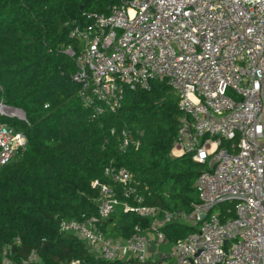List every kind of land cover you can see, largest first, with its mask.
Wrapping results in <instances>:
<instances>
[{
	"label": "built area",
	"instance_id": "built-area-1",
	"mask_svg": "<svg viewBox=\"0 0 264 264\" xmlns=\"http://www.w3.org/2000/svg\"><path fill=\"white\" fill-rule=\"evenodd\" d=\"M85 19L69 29L64 49L82 104L92 118L115 113L126 88L149 90L165 81L183 111L170 155L190 154L203 166L195 180L199 203L189 214L164 213L158 221L156 207L140 205L141 198L136 206L122 203L114 188L101 185L97 214L62 220L59 231L78 236L111 264H264V0H118L108 14ZM117 140L121 154L139 146L125 130ZM25 143L21 131L0 124V166ZM104 173L125 196L134 192L125 167ZM223 203L221 213L216 207ZM120 205L153 219L158 246L166 241L164 223L197 224L205 216L155 260L138 226L126 239L99 230ZM25 263L38 264L34 252Z\"/></svg>",
	"mask_w": 264,
	"mask_h": 264
},
{
	"label": "trees",
	"instance_id": "trees-1",
	"mask_svg": "<svg viewBox=\"0 0 264 264\" xmlns=\"http://www.w3.org/2000/svg\"><path fill=\"white\" fill-rule=\"evenodd\" d=\"M117 2L0 0V103L25 116L0 115V124L26 138L0 166V264L5 258L24 264L31 252L38 264H111L78 236L59 231L62 220L97 214L101 185L130 206L141 198L140 205L156 207L160 218L189 214L199 203L195 180L203 166L190 154L170 155L183 111L165 81H153L149 90L126 88L115 113L93 118L77 95L76 67L64 52L69 29L87 13L108 14ZM123 130L139 146L121 154L117 137ZM113 165L131 172L132 194L125 196L122 185L105 175ZM227 206L216 209L223 213ZM152 221L120 205L97 226L109 238L126 239L135 226L144 235L152 231ZM196 227L172 221L159 230L172 245Z\"/></svg>",
	"mask_w": 264,
	"mask_h": 264
},
{
	"label": "crops",
	"instance_id": "crops-1",
	"mask_svg": "<svg viewBox=\"0 0 264 264\" xmlns=\"http://www.w3.org/2000/svg\"><path fill=\"white\" fill-rule=\"evenodd\" d=\"M145 235L148 239L149 253L151 257L155 260L166 258L168 256V251L161 249V246L157 245L155 233L153 231L147 230Z\"/></svg>",
	"mask_w": 264,
	"mask_h": 264
},
{
	"label": "rangeland",
	"instance_id": "rangeland-1",
	"mask_svg": "<svg viewBox=\"0 0 264 264\" xmlns=\"http://www.w3.org/2000/svg\"><path fill=\"white\" fill-rule=\"evenodd\" d=\"M2 108L8 109V110H1ZM0 115L6 116V117H11L15 119H21L23 117V113H21L19 110L14 109L13 107H7V106H0ZM158 221L160 220V216L156 218ZM171 244L168 242H164L161 244V249L168 251V253L171 250ZM25 264H30V263H25Z\"/></svg>",
	"mask_w": 264,
	"mask_h": 264
},
{
	"label": "water",
	"instance_id": "water-1",
	"mask_svg": "<svg viewBox=\"0 0 264 264\" xmlns=\"http://www.w3.org/2000/svg\"><path fill=\"white\" fill-rule=\"evenodd\" d=\"M0 106H5V105L0 104ZM7 107H8V106H7ZM14 109H17V110L21 111V112L23 113V115H24V112H23L21 109H19V108H14ZM204 216H205L204 214H201V215H200V219H199V221H200L201 219H203ZM199 221H198V223H199ZM198 223H197V224H198Z\"/></svg>",
	"mask_w": 264,
	"mask_h": 264
},
{
	"label": "bare ground",
	"instance_id": "bare-ground-1",
	"mask_svg": "<svg viewBox=\"0 0 264 264\" xmlns=\"http://www.w3.org/2000/svg\"><path fill=\"white\" fill-rule=\"evenodd\" d=\"M1 110H8V109L2 108ZM8 111H10V110H8Z\"/></svg>",
	"mask_w": 264,
	"mask_h": 264
}]
</instances>
